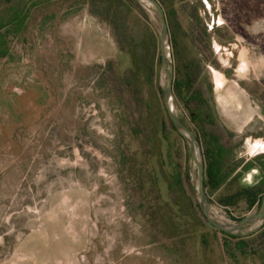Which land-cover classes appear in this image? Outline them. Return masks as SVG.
<instances>
[{
	"label": "rangeland",
	"instance_id": "1",
	"mask_svg": "<svg viewBox=\"0 0 264 264\" xmlns=\"http://www.w3.org/2000/svg\"><path fill=\"white\" fill-rule=\"evenodd\" d=\"M158 1L174 84L193 70L217 112L208 129L232 152L228 166L264 164V148L252 151L264 145V0ZM131 8L145 27L137 50L147 79L129 73L131 55L85 0L34 9L0 58V264H263L264 219L238 234L251 245L241 255L204 217L198 169L164 104L159 18L146 1ZM172 106L194 128L174 89ZM175 169L184 193L168 190ZM260 175L206 189L212 215L236 225L258 213L219 200Z\"/></svg>",
	"mask_w": 264,
	"mask_h": 264
},
{
	"label": "trees",
	"instance_id": "2",
	"mask_svg": "<svg viewBox=\"0 0 264 264\" xmlns=\"http://www.w3.org/2000/svg\"><path fill=\"white\" fill-rule=\"evenodd\" d=\"M55 1L58 0H0L1 9L3 5L5 6L0 10L1 59L8 57L10 54L11 37H18L27 30L32 11L46 7ZM136 2L137 0H85L93 15L101 18L105 17V19L108 17L107 21L114 30L120 49L131 55L132 68L129 73L136 72L138 75L142 72L147 79L152 68L147 62L142 61L137 50L140 47L138 43H141V37L145 35V27L142 25L140 18L135 16L132 11L131 6ZM158 2L163 7V4L160 1ZM154 43H156L155 40ZM160 60L162 61V57H160ZM191 71L193 70L189 67L186 69L185 78L180 83L176 82L174 84V90L178 92L180 98L185 100L186 109L190 111V119L194 126V128L189 129L195 134L203 149L205 189L218 192L228 183L237 181L243 175L250 174L254 170H260L261 175L254 185L242 187L235 193L221 197L219 200L225 208L236 207L242 201H245L249 210L254 208L260 210L264 197V164L248 162L240 166L238 164L228 166L227 163L232 156L231 150L223 143L220 135L208 129V126L215 124L217 118L215 106L211 100L203 98L199 90H195L196 77ZM183 91L188 93V97H181ZM191 104H195L196 107L194 109L190 108ZM172 127L174 128L173 125ZM171 179L172 181L168 185L169 192L174 194L184 193L185 188L181 172L175 169L171 174ZM243 219H239V223ZM220 233L225 239L224 245L227 249L232 248L241 255H247V251L251 247L249 242H245L238 235H229L221 231ZM231 242H234V245H231ZM262 261L264 264V258Z\"/></svg>",
	"mask_w": 264,
	"mask_h": 264
},
{
	"label": "water",
	"instance_id": "3",
	"mask_svg": "<svg viewBox=\"0 0 264 264\" xmlns=\"http://www.w3.org/2000/svg\"><path fill=\"white\" fill-rule=\"evenodd\" d=\"M150 3L156 10V14L159 18L161 25L160 32V47L162 62L167 70L168 84L164 92V104L168 114V117L176 129V131L186 140L189 152L192 155L193 161L198 169V187L197 196L200 207L207 221L217 230L224 232L229 235L237 236L242 232L244 227L252 222L264 219V197L262 199L261 208L258 213L245 217L239 224L233 225L221 221L215 218L211 212V205L207 197L205 189V162L203 157V151L201 144L197 141L195 134L186 127L177 117L174 108L172 106L173 89H174V64L172 62L170 51H169V28L167 23L166 14L164 8L157 0H143Z\"/></svg>",
	"mask_w": 264,
	"mask_h": 264
},
{
	"label": "bare ground",
	"instance_id": "4",
	"mask_svg": "<svg viewBox=\"0 0 264 264\" xmlns=\"http://www.w3.org/2000/svg\"><path fill=\"white\" fill-rule=\"evenodd\" d=\"M218 82H219V86L221 84L223 85V83H224L223 78L218 76ZM263 148H264V145L257 143L254 147H252V151L256 152V151H259L260 149H263Z\"/></svg>",
	"mask_w": 264,
	"mask_h": 264
},
{
	"label": "crops",
	"instance_id": "5",
	"mask_svg": "<svg viewBox=\"0 0 264 264\" xmlns=\"http://www.w3.org/2000/svg\"><path fill=\"white\" fill-rule=\"evenodd\" d=\"M260 151H262V150H260ZM257 152H259V151H257Z\"/></svg>",
	"mask_w": 264,
	"mask_h": 264
}]
</instances>
